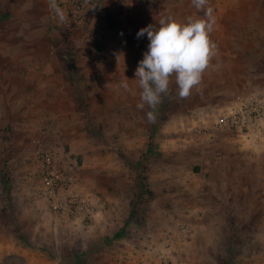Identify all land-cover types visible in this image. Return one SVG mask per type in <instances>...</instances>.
Wrapping results in <instances>:
<instances>
[{"label": "rangeland", "instance_id": "obj_1", "mask_svg": "<svg viewBox=\"0 0 264 264\" xmlns=\"http://www.w3.org/2000/svg\"><path fill=\"white\" fill-rule=\"evenodd\" d=\"M208 6L216 48L200 84L182 98L173 75L156 108L141 110L136 33L166 16L204 17L192 0H103L73 33L53 25L49 0H0V264H264L260 173L245 223L225 217L239 204L231 189L217 192L214 227L192 215L200 164L216 162V181L232 183V152L249 150L227 132L194 137L199 113L264 97V0ZM39 142L89 197L90 219L56 213L42 196Z\"/></svg>", "mask_w": 264, "mask_h": 264}, {"label": "built area", "instance_id": "obj_2", "mask_svg": "<svg viewBox=\"0 0 264 264\" xmlns=\"http://www.w3.org/2000/svg\"><path fill=\"white\" fill-rule=\"evenodd\" d=\"M49 0L53 25L73 33L88 28L103 0ZM63 19H60V16ZM210 119L213 122L209 124ZM216 131H224L248 147L264 143V97L256 94L238 95L228 105L209 111H201L193 136L211 137ZM36 161L43 194L51 209L72 219H90L93 207L87 195L76 189L72 178L58 164V158L42 142L36 147Z\"/></svg>", "mask_w": 264, "mask_h": 264}, {"label": "clouds", "instance_id": "obj_3", "mask_svg": "<svg viewBox=\"0 0 264 264\" xmlns=\"http://www.w3.org/2000/svg\"><path fill=\"white\" fill-rule=\"evenodd\" d=\"M208 3L209 0H192L195 9L204 12V17L189 16L181 22L166 16L136 33L138 39L146 35L149 41L134 73L140 89L139 109L143 110L145 106L155 109L161 102L162 94L168 93L173 75L178 95L182 98L200 84L202 73L216 48L210 40L215 19ZM52 7L56 8L54 0ZM60 19H63L62 15ZM127 80L122 82L125 89L128 88ZM146 115L149 122L155 121L153 111H148Z\"/></svg>", "mask_w": 264, "mask_h": 264}, {"label": "crops", "instance_id": "obj_4", "mask_svg": "<svg viewBox=\"0 0 264 264\" xmlns=\"http://www.w3.org/2000/svg\"><path fill=\"white\" fill-rule=\"evenodd\" d=\"M198 118V117H197ZM213 122L210 119L209 124ZM224 131H216L213 136ZM230 143L237 141L242 147H246L248 151H235L232 152L234 156L240 159L237 166L233 169L235 171L234 181L227 182L223 177L216 181L217 163L208 160L207 163L200 164L201 171L197 177L196 183L191 184V191L193 192L192 215L196 217V222L210 223L214 227V223L218 221L215 201L218 199L217 192L219 190L231 189L232 199L238 200V207L229 206L226 209L227 220L235 218L238 222H246L248 214V199L256 197L258 200V173L261 177L264 176V143L259 144L257 147H248L241 144L233 136L225 137ZM216 158V157H215ZM261 191L264 190V183H261ZM187 189V188H186ZM258 206V204L256 205ZM79 220V219H78ZM226 220V219H224ZM226 220V221H227Z\"/></svg>", "mask_w": 264, "mask_h": 264}, {"label": "trees", "instance_id": "obj_5", "mask_svg": "<svg viewBox=\"0 0 264 264\" xmlns=\"http://www.w3.org/2000/svg\"><path fill=\"white\" fill-rule=\"evenodd\" d=\"M108 20V23H109V26L110 28L114 29L119 37L125 42V43H128V39H127V36L126 34L123 32L122 29L118 28V25L111 21L108 17L106 18ZM134 45L136 46V52L134 54V58H135V61L138 65V62L143 58V52H144V48H143V42H141L139 39L135 40L134 42ZM72 63H73V60L72 59H69L68 60V66H69V71L71 72V69H72ZM142 193L145 195V196H150L151 193L149 192V188L146 184H144V186L142 187L141 189ZM140 208V207H139ZM136 212L137 211H133V213L131 214L132 217H134L136 215Z\"/></svg>", "mask_w": 264, "mask_h": 264}]
</instances>
